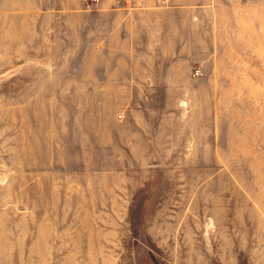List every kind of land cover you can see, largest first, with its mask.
I'll return each mask as SVG.
<instances>
[{
	"label": "rangeland",
	"instance_id": "1",
	"mask_svg": "<svg viewBox=\"0 0 264 264\" xmlns=\"http://www.w3.org/2000/svg\"><path fill=\"white\" fill-rule=\"evenodd\" d=\"M227 1L163 40L0 0V264H264V0Z\"/></svg>",
	"mask_w": 264,
	"mask_h": 264
},
{
	"label": "crops",
	"instance_id": "2",
	"mask_svg": "<svg viewBox=\"0 0 264 264\" xmlns=\"http://www.w3.org/2000/svg\"><path fill=\"white\" fill-rule=\"evenodd\" d=\"M108 5L114 6L116 1L122 0H106ZM127 3L130 1L133 5H146L150 7H154L156 5L155 0H124ZM225 0H164L163 3L165 5H156V7L152 10H144V11H135L132 16L138 19L139 17H147L151 16L153 19V26L155 27V35L158 29L162 28V32L164 34L167 32V36L163 38V40L170 39L175 34V24H176V16L177 14L182 15L183 13L190 14L188 22L197 21L199 22L200 18L194 15L196 9L203 8V13L212 12L210 10L213 7L227 6L228 3L224 2ZM229 1V0H228ZM227 1V2H228ZM171 32V33H170ZM157 37V36H155ZM166 43H163L165 46ZM168 44V43H167Z\"/></svg>",
	"mask_w": 264,
	"mask_h": 264
},
{
	"label": "built area",
	"instance_id": "3",
	"mask_svg": "<svg viewBox=\"0 0 264 264\" xmlns=\"http://www.w3.org/2000/svg\"><path fill=\"white\" fill-rule=\"evenodd\" d=\"M197 73H198V72H197ZM197 73H196V74H197Z\"/></svg>",
	"mask_w": 264,
	"mask_h": 264
}]
</instances>
